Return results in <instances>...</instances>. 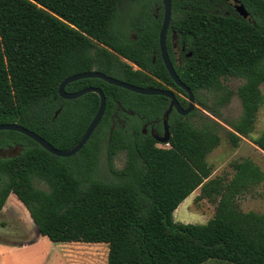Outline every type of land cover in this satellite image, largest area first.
Wrapping results in <instances>:
<instances>
[{
    "label": "trees",
    "instance_id": "trees-1",
    "mask_svg": "<svg viewBox=\"0 0 264 264\" xmlns=\"http://www.w3.org/2000/svg\"><path fill=\"white\" fill-rule=\"evenodd\" d=\"M154 1L159 0H148V7ZM121 2L0 0V123L22 125L57 149L72 147L94 117L99 97L86 93L76 100L84 101L82 110L58 122L57 90L67 76L91 69L134 85L164 88L152 74L182 92L164 67L149 65L158 27L149 12L131 23L136 38L115 30ZM240 2L249 18L237 14L231 0H171L169 27L179 30L192 52L177 75L213 117L200 115L198 108L187 115L174 112L168 145L162 147L129 120L126 131L119 125L112 129L110 117L116 111L120 115V107L160 116L165 96L135 93L98 78L69 82L68 92L86 86L103 91L106 106L99 124L70 157L54 155L17 131L0 130V150L23 147L12 158L0 154V211L13 193L40 235L57 243L107 244V264H203L209 259L264 264V213L244 211L238 204L240 195L262 182L263 171L246 157L231 162V176H212L207 161L220 142L221 124L214 117H221L218 107L233 93L224 79L243 80L236 89L241 115L226 120L225 134L235 147L250 137L264 98V0ZM202 91L214 95L216 108L200 98ZM251 141L264 152V129ZM103 146L110 181L96 176ZM120 152L124 164L116 168L113 160ZM68 160L73 161L70 171ZM197 188L198 198L215 204L213 216L204 224L176 221L174 210Z\"/></svg>",
    "mask_w": 264,
    "mask_h": 264
},
{
    "label": "rangeland",
    "instance_id": "rangeland-1",
    "mask_svg": "<svg viewBox=\"0 0 264 264\" xmlns=\"http://www.w3.org/2000/svg\"><path fill=\"white\" fill-rule=\"evenodd\" d=\"M148 7V0H122L119 5L118 19L115 23V30L119 31L126 37L134 35L132 22L136 16H145L147 13L155 11L161 12V0L151 2ZM157 8V9H156ZM135 68V66L133 65ZM241 78H226L224 84L233 92L228 103L222 107H218L221 115L220 118L214 117L220 124V142L218 146L207 155V161L212 167V176L229 175L231 176L233 169L231 162L239 161L243 158L253 160L264 173V152L258 148L252 141L264 129V98L259 106L255 116L254 129L250 133V137H242L238 146H233L227 138L226 129H230L226 120H236L242 112L240 98L236 94L237 87L242 83ZM262 88V86L260 87ZM128 97L136 99L137 97L127 94ZM264 96V92H263ZM200 98L207 105L216 108L214 95L206 91L200 93ZM84 101H76L68 103L70 113L82 110ZM195 108H198L200 115L205 113L211 116L209 110L196 101ZM195 122L200 120L195 117ZM130 125L134 124L132 119L129 120ZM101 143L103 135H99ZM166 147L167 144H157ZM124 154L118 153L113 160L116 168H121L124 164ZM96 176L102 180H113V176L109 172L106 158L105 147H101L99 160L96 168ZM37 187L46 188V183L36 181ZM199 188L195 189L188 195L174 210L173 216L176 221L183 223L204 224L214 214L215 204L206 198H198ZM239 207L244 210H253L264 213V179L253 189L238 197ZM34 234H37L36 226L23 204L18 202L15 194L8 196L2 211H0V239L14 244H20L23 241H29ZM0 245L2 243L0 242ZM4 246V245H2ZM108 248L104 243H84V242H52L47 237L42 236L28 246L10 248H0V264H107ZM203 264H230L227 261L218 259H209Z\"/></svg>",
    "mask_w": 264,
    "mask_h": 264
},
{
    "label": "water",
    "instance_id": "water-1",
    "mask_svg": "<svg viewBox=\"0 0 264 264\" xmlns=\"http://www.w3.org/2000/svg\"><path fill=\"white\" fill-rule=\"evenodd\" d=\"M234 1H235V4H234L235 11L240 16H242L243 18H247L249 13L246 10V8L244 7V5L242 3H240L239 0H234ZM162 5H163V22H162L161 30L159 33L160 47H161V50L163 53L164 61H165L166 68H167L168 72L170 73L174 82L179 87L183 88L188 95V105L186 108H182L179 105V103L175 97V93L171 89H164V88L150 87V86H138V85H134V84L128 83L126 81L120 80L118 78L106 75L104 73L94 71V70H90V71L75 73V74L67 76L59 84L58 90H57L58 95L62 98H65V99L78 98V97H81L84 94L89 93V92L96 93L99 97L98 108H97V111H96L94 117L92 118V120L90 121L88 126L86 127L82 136L79 138V140L72 147H70L68 149H57L52 144H50L47 140H45L43 137H41L39 134H37L34 131H32V130H30V129L22 126V125H19L17 123H0V130H13V131H17L19 133H22V134L28 136L29 138H31L32 140H34L36 143H38L46 151H48L54 155L60 156V157H69V156L76 154L84 146V144L87 142V140L89 139V137L92 134V132L94 131V129L99 124V122H100V120L104 114V111H105L106 97H105L103 91L98 87L90 86V87L82 88V89L75 91V92H68L65 90V86L69 82H73V81H76V80L81 79V78H100L103 81H105L111 85L122 87L124 89L130 90V91L135 92V93H139V94H143V95H162V96L169 98L170 104H169L167 110L164 112V116H163L164 117V120H163L164 121V134L160 138L161 142L167 143L169 136H170V133H169L166 118L168 117L170 111L174 107L177 110V112H179L180 114H182V115L188 114L189 112H191L195 108V101H194L195 98H194L192 91L189 89V87H187L185 84H183L180 81V79L177 76V74L175 73L172 65L169 63V61L167 59V56L165 53V34H166V30L168 28V24H169V20H170V16H171V0H162ZM0 154L1 155L5 154V150H0Z\"/></svg>",
    "mask_w": 264,
    "mask_h": 264
},
{
    "label": "flooded vegetation",
    "instance_id": "flooded-vegetation-1",
    "mask_svg": "<svg viewBox=\"0 0 264 264\" xmlns=\"http://www.w3.org/2000/svg\"><path fill=\"white\" fill-rule=\"evenodd\" d=\"M161 3H162V0H161ZM231 3L233 5V7H234L235 1L231 0ZM161 6H162L161 12L155 11V12L150 13L151 17H152L153 25H155V26L158 25V27H157V30H156V35L152 38V47L150 49V54H149V65L153 66V67H161V66L164 67L166 72L168 73V76L174 82L173 78L171 77L170 73L168 72V70L166 68V64H165V61H164L163 53H162V50H161V47H160L159 33H160L162 22H163V5H161ZM247 18H249V15H248ZM131 36L133 38H136L135 33H134V35H130L129 37H131ZM129 37H126V38H129ZM165 53H166V56H167V59H168L169 63L172 65V67H173V69H174L176 74H177L176 70L178 68H180V67H184L186 65L187 58L189 56H191V54H192V52L186 48L184 40L182 39V37L179 34V30L170 28L169 24H168V28H167L166 34H165ZM123 60L127 61L128 63H130L132 66L134 65L135 68H138V66L136 64H134L133 62H131L129 60H126L124 58H123ZM91 70L101 72V71L96 70V69H91ZM88 71H90V70H88ZM83 72H85V71H83ZM101 73H103V72H101ZM149 75L154 78L156 83L164 86V89H171L175 93V97H176L179 105L182 108H186L187 107V105H188V95H187L186 91L183 88L180 87L182 89V92H181V91L177 90L176 88H173V87L167 85V83H166V81L164 79L159 78L158 76H155V75H152V74H149ZM98 79H100V78H98ZM180 81L183 83V81L181 79H180ZM86 87H90V86H86ZM82 88H85V87H82ZM158 88H163V87H158ZM72 92H75V91H72ZM60 98L61 99L58 100L57 107L54 110V117L57 118L58 122H64L65 121L64 120L65 116H67L70 113V109H69L70 105H67V104L71 103V102L75 103L76 100L78 98H80V97L74 98V99H65V98H62V97H60ZM194 101H195V104H196V100H194ZM182 103L183 104L185 103V104L183 105ZM169 104H170V99L167 98V105L163 109V111L160 114V116H156L155 115L152 118H148L147 115L136 113L134 111L127 110V109H124V108L119 106L120 107L119 109L121 111L120 115L116 111L110 117L111 118L112 129H114L117 125H119L122 129H124L126 131V129H125L126 122L128 120L132 119L134 121V123L138 125L139 131L143 135H150L154 139L156 145L157 144H167L168 145V142L167 143L161 142L160 138L164 134V121H163L164 117L163 116H164V112L167 110ZM174 112L180 114L179 112H177V110L174 107L172 108V110L170 111L168 117L166 118L167 119L168 129H169V117ZM180 115H182V114H180ZM22 149H23V147H22L21 144H11V145H8V147L5 149V154H3V155L4 156H8L9 158H12V157H15L16 155H18L19 152ZM67 164H68V169L70 171L71 168L73 167V161L68 160Z\"/></svg>",
    "mask_w": 264,
    "mask_h": 264
},
{
    "label": "crops",
    "instance_id": "crops-1",
    "mask_svg": "<svg viewBox=\"0 0 264 264\" xmlns=\"http://www.w3.org/2000/svg\"><path fill=\"white\" fill-rule=\"evenodd\" d=\"M11 195V194H10ZM18 202L20 203V204H22L21 202H20V200H18ZM24 206V205H23ZM27 210V209H26ZM2 211V210H1ZM37 229V228H36ZM41 237V235H40V233L38 232V230H37V234H34V237H32L29 241H23V242H21L20 244H14V243H10V242H7V241H3V240H1L0 239V242L2 243V245H4V246H2V245H0V248H4V250L6 249V247H10V248H15V247H23V246H28L29 244H32V243H34L35 241H38L39 240V238ZM67 243H70V242H67ZM71 243H73V242H71ZM84 243H87V242H84ZM107 248H108V246H107Z\"/></svg>",
    "mask_w": 264,
    "mask_h": 264
}]
</instances>
